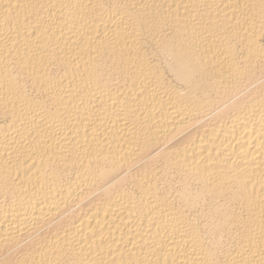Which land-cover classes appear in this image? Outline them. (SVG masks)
I'll list each match as a JSON object with an SVG mask.
<instances>
[{"label":"bare ground","instance_id":"bare-ground-1","mask_svg":"<svg viewBox=\"0 0 264 264\" xmlns=\"http://www.w3.org/2000/svg\"><path fill=\"white\" fill-rule=\"evenodd\" d=\"M0 264H264V0H0Z\"/></svg>","mask_w":264,"mask_h":264}]
</instances>
